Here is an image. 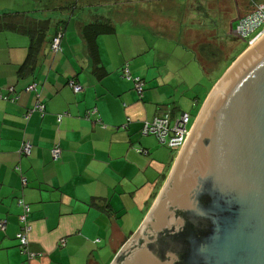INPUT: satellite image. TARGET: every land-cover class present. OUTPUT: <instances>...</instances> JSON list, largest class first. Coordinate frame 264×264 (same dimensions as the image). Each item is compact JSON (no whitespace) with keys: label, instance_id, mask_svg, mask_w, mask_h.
Segmentation results:
<instances>
[{"label":"crops","instance_id":"0c3cea01","mask_svg":"<svg viewBox=\"0 0 264 264\" xmlns=\"http://www.w3.org/2000/svg\"><path fill=\"white\" fill-rule=\"evenodd\" d=\"M115 1L0 0V14L52 17L37 49L27 33L0 30V93L14 86L18 95L0 98V264L27 263L16 238L19 197L31 207L30 264H110L144 220L180 151L143 135V123L192 106L195 120L232 63L221 62L218 76L216 69L206 71L192 29L186 32L190 50L175 48L174 34L166 38L167 28L154 23L160 9L147 7L149 0L141 12L129 5L122 12ZM70 6L80 9L66 19ZM60 28L61 50L54 52L51 39ZM125 68L144 80L142 95L122 76ZM70 79L82 91L74 92ZM33 81L38 97L24 91ZM37 101L43 113L33 110ZM24 141L32 144L28 156L20 153Z\"/></svg>","mask_w":264,"mask_h":264},{"label":"water","instance_id":"95a60500","mask_svg":"<svg viewBox=\"0 0 264 264\" xmlns=\"http://www.w3.org/2000/svg\"><path fill=\"white\" fill-rule=\"evenodd\" d=\"M110 264H264V36L214 85Z\"/></svg>","mask_w":264,"mask_h":264},{"label":"rangeland","instance_id":"374dc122","mask_svg":"<svg viewBox=\"0 0 264 264\" xmlns=\"http://www.w3.org/2000/svg\"><path fill=\"white\" fill-rule=\"evenodd\" d=\"M96 0H94L95 2ZM115 0H106L110 5ZM120 2L122 6V12L124 8L131 7L132 9H138L140 12L143 10L141 7L144 0H116ZM115 1V2H116ZM260 0H257V2ZM147 2V1H145ZM149 5L152 9H160L156 12L154 17V23L159 26L166 27L163 36H172L174 34L175 48L188 49L186 32L189 29L194 31L190 36L197 43L195 45L196 54L202 59V65L200 60H196V63L202 66L206 71L216 69L218 76L222 70L223 64L227 60H232V63L251 45L247 42V39H241L234 33V26L237 19L252 10L251 2L249 0H149ZM106 4L105 6H108ZM102 5H100L101 7ZM70 6L67 10L66 19L71 14L70 10L77 13L78 7ZM147 9V8H146ZM127 11V10H125ZM68 14V15H67ZM123 13H121L122 16ZM125 15V14H124ZM30 16V15H29ZM32 16V15H31ZM40 17V15H38ZM38 16H35L39 18ZM154 16V14H153ZM42 18V17H41ZM40 18V19H41ZM50 18L43 20L47 21L48 27L46 35L50 30ZM62 27L65 22H61ZM59 26H56L57 28ZM191 33V32H190ZM189 34V33H188ZM159 36V35H156ZM171 52V51H170ZM207 62V64H206ZM230 63V64H232ZM204 65V66H203ZM184 73V72H183ZM211 74V73H210ZM186 85L191 86L193 83L186 80ZM196 107H190L188 114L190 115V124L194 120V114Z\"/></svg>","mask_w":264,"mask_h":264},{"label":"built area","instance_id":"2783aa9c","mask_svg":"<svg viewBox=\"0 0 264 264\" xmlns=\"http://www.w3.org/2000/svg\"><path fill=\"white\" fill-rule=\"evenodd\" d=\"M251 2L252 10L246 14L240 16L234 26L233 33L241 38L247 39L249 45L256 43L261 37L264 36V0H249ZM61 37L62 30H58L51 41V49L54 52L61 50ZM123 77L134 82V87L139 95H142L144 89V80L140 77H132L127 68L124 69ZM68 86L74 92L82 91V86L70 79ZM8 95L0 93L1 99H8L15 101L18 98L17 90L14 86L9 87ZM26 92H34L38 97L39 92L37 88V82L33 81L29 85L24 87ZM33 110L44 112V105L37 101V104ZM96 111L91 110L88 112V117L94 114ZM32 113V110L26 113L28 117ZM62 115L58 116V121L61 120ZM193 122L190 124V115L186 112L180 113L176 117H172L169 112L158 113L152 120L145 121L142 125L141 132L143 135H154L158 142L173 150H181L185 145L192 129ZM32 144L30 141H24L20 147V153L28 156L31 153ZM61 149L59 145H55L51 149V156L54 160L60 157ZM23 183H26L25 177L22 179ZM17 205L21 208V212L18 216L19 219V230L16 233V238L19 241V247L27 256L26 264H30V261L34 258L35 253L28 249V235L31 231L30 221L28 219L31 207L24 198L19 197L17 199ZM4 221L0 223L1 227H4Z\"/></svg>","mask_w":264,"mask_h":264},{"label":"trees","instance_id":"16d2710c","mask_svg":"<svg viewBox=\"0 0 264 264\" xmlns=\"http://www.w3.org/2000/svg\"><path fill=\"white\" fill-rule=\"evenodd\" d=\"M47 27L48 24L46 20L36 19L29 15L18 13L0 14V30L12 29L27 33L32 38V50L37 49L40 43L46 39ZM58 30H62V28Z\"/></svg>","mask_w":264,"mask_h":264}]
</instances>
